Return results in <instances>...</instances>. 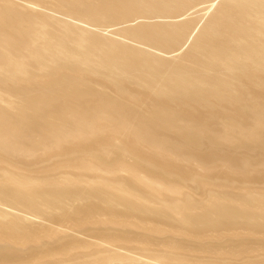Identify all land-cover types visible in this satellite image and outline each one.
Masks as SVG:
<instances>
[{"label":"bare ground","instance_id":"obj_1","mask_svg":"<svg viewBox=\"0 0 264 264\" xmlns=\"http://www.w3.org/2000/svg\"><path fill=\"white\" fill-rule=\"evenodd\" d=\"M11 1L0 264H264V0Z\"/></svg>","mask_w":264,"mask_h":264},{"label":"rangeland","instance_id":"obj_2","mask_svg":"<svg viewBox=\"0 0 264 264\" xmlns=\"http://www.w3.org/2000/svg\"><path fill=\"white\" fill-rule=\"evenodd\" d=\"M5 1L10 2V0H5ZM15 1H16V0H15ZM17 1H18V0H17ZM44 1H45V0H44ZM47 1H49V0H47ZM11 2H14V1L12 0ZM19 2H20V3H19ZM19 2H16L17 5L23 3V4H22L23 6H22L21 8H22L23 10H26V9H24V8H25L24 6H25V5L27 6V4H26V3L24 4V2L21 1V0H20ZM45 3H46V4H45L46 6H45V5H44V6H45V7H48L49 5L47 4L46 1H45ZM51 3H52V0H50L49 4H51ZM20 6H21V5H20ZM23 7H24V8H23ZM27 7H29V8H28L29 10H32V9L30 8V5H28ZM32 7H33V6H32ZM21 8H20V9H21ZM22 9H21V10H22ZM28 9H27V10H28ZM33 9H36V10H37L38 8L33 7ZM23 12H26V11H23ZM90 80L92 81L93 78H91ZM90 80H89V81H90ZM91 83H92V82H91ZM87 150H88V149H86V152H84V151H79V152H80V153H81V152H82V153L84 152V153H87V154H88V151H87ZM216 150H217V149H216ZM205 151H207V150H205ZM79 152H77V154H75V156L77 155V159H82V158H85V157H86L87 154L84 155V153H83V155H82V153H81V155H80V154H78ZM207 152H208V151H207ZM209 152H211V151H209ZM214 152H216V154L219 153L218 150H217V151L214 150ZM203 153H204V151H203ZM205 153H206V152H205ZM207 154H210V153H207ZM211 154H213V153L211 152ZM214 154H215V153H214ZM216 154H215V155H216ZM58 155H59V154H58ZM78 155H79V157H78ZM88 155H89V154H88ZM75 156H74V157H75ZM128 156H129V155H128ZM205 156H208V155H205ZM212 156L215 157L214 155H212ZM60 157H61V156L57 157V159L59 158L58 160H61ZM81 157H82V158H81ZM213 157H212V158H213ZM216 157H217V156H216ZM66 158H67V157H65V160H68V159H66ZM72 158H73V157H72ZM72 158H71V159H72ZM128 158H129V157H128ZM128 158H127V159H128ZM130 158L132 159V158H134V157H131V156H130ZM210 158H211V156H210ZM210 158L208 159L209 161H210ZM55 159H56V158H55ZM57 159H56V160H57ZM62 159H64V157H62ZM74 159H75V158H74ZM205 159H206V157H205ZM215 159H216V158H215ZM54 161H55V160H54ZM128 161L131 162L132 160L128 159ZM36 166L38 167V165H36ZM36 166H35V168H36ZM31 168H33V167H31ZM31 168H30V170H34V169H35V168H33V169H31ZM40 168H41V166H40L39 168H36V169H40ZM54 173H55V174H54ZM53 175H56V172H53ZM252 184H255V183H252ZM233 185H234V184H233ZM255 185H256V184H255ZM230 186H231V187H229V189H231V190H229V189H227V190H229V191H236V188H237V186H239V185L236 184L233 188H232V185H230ZM233 189H234V190H233ZM51 226H54V225H51ZM206 234H209V232H208V233L206 232ZM183 244L187 245L186 242H185V243L183 242V243L180 245V249H181L182 251H183V250L186 251V249H187L188 247L191 246V245H190V246L188 245V247H187V246L184 245V247H185V248L187 247V248H186V249H185V248L182 249ZM250 246H251V244H250ZM191 248H192V247H191ZM187 250H188V249H187ZM185 251H183V255H185V259H187V260H188V258H189V260H191V259L198 260V259H199L198 261L201 260V261H203V262H207V261H209V260H212V258H211L210 256L206 257L207 255H205V256L202 255V256L199 258L200 255L197 256L196 253H193V254L190 253V254L188 255V254H185V253H184ZM244 251H245V250H244ZM180 252H181V251H180ZM245 252H246V251H245ZM181 253H182V252H181ZM243 253H244V252H243ZM256 253H257V252H254V253L251 254V255L255 254V255H253L254 257H252V259H250V255H244V257L242 258V259H244L243 261H245V260L248 261V259H249L250 261H251V260H252V261L255 260L256 255L258 256V254H256ZM247 254H249V253H247ZM190 255H191L192 257H191ZM186 256H188V258H187ZM195 256H196L197 259L195 258ZM245 256H246V257H245ZM248 256H249V258H247ZM202 257H203V259H204V258H205V259H204V260L201 259ZM262 257H263V256L261 255V256H258L257 258H259V259H263V260H264V257H263V258H262ZM206 258H207V259H206ZM208 258H209V260H208ZM205 260H206V261H205ZM192 261H193V260H192ZM185 263H186V264H189V262H188V263L185 262Z\"/></svg>","mask_w":264,"mask_h":264},{"label":"water","instance_id":"obj_3","mask_svg":"<svg viewBox=\"0 0 264 264\" xmlns=\"http://www.w3.org/2000/svg\"><path fill=\"white\" fill-rule=\"evenodd\" d=\"M66 1V0H65ZM66 4H68V3H63L62 5H63V7H65L66 6ZM3 10H4V8H2Z\"/></svg>","mask_w":264,"mask_h":264}]
</instances>
